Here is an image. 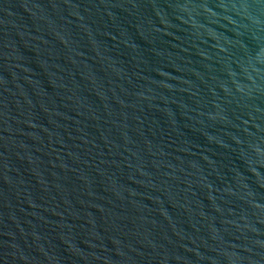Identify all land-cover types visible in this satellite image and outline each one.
<instances>
[{
  "label": "water",
  "instance_id": "obj_1",
  "mask_svg": "<svg viewBox=\"0 0 264 264\" xmlns=\"http://www.w3.org/2000/svg\"><path fill=\"white\" fill-rule=\"evenodd\" d=\"M0 264H264V0H0Z\"/></svg>",
  "mask_w": 264,
  "mask_h": 264
}]
</instances>
